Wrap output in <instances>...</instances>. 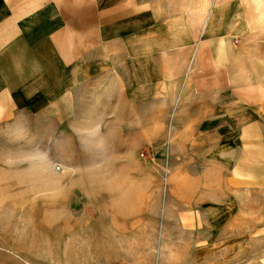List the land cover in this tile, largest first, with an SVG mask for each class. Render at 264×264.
<instances>
[{"label":"rangeland","instance_id":"1","mask_svg":"<svg viewBox=\"0 0 264 264\" xmlns=\"http://www.w3.org/2000/svg\"><path fill=\"white\" fill-rule=\"evenodd\" d=\"M165 6L173 9L168 25L190 31L176 44L222 37L233 49L230 70L264 79V0ZM90 93H80L77 115L31 120L0 136V264H264V164L255 160L261 154L247 158L257 149L238 148L240 181L254 173L256 187L240 191L238 211L217 225L224 213L190 206L197 195L185 177L202 157L184 161L172 146L178 121L161 112L163 102L152 115L149 102L108 105ZM217 97L205 100L221 108Z\"/></svg>","mask_w":264,"mask_h":264},{"label":"crops","instance_id":"2","mask_svg":"<svg viewBox=\"0 0 264 264\" xmlns=\"http://www.w3.org/2000/svg\"><path fill=\"white\" fill-rule=\"evenodd\" d=\"M165 3L0 0V136L31 120L77 115L72 109L85 89L91 97L101 92L108 105L149 102L152 115L163 102L161 112L168 108L173 123L178 121L172 146L184 161L202 157L198 172L185 177L197 195L190 206L224 213L216 224L226 226L238 211L239 192L256 187L254 173L240 181L238 148L254 147L247 158L261 154L253 159L264 164V79L256 82L239 67L230 70L233 49L222 37L176 44V35L190 31L168 25L173 9ZM192 63L199 69L193 76ZM216 92L221 108L205 100L207 94L218 98Z\"/></svg>","mask_w":264,"mask_h":264}]
</instances>
